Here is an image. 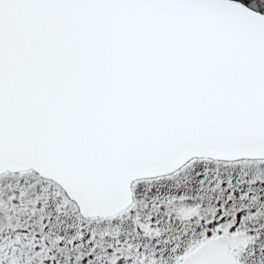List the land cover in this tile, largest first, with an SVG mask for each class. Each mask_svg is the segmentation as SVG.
<instances>
[{
    "label": "snow or ice",
    "instance_id": "6c2138e0",
    "mask_svg": "<svg viewBox=\"0 0 264 264\" xmlns=\"http://www.w3.org/2000/svg\"><path fill=\"white\" fill-rule=\"evenodd\" d=\"M0 264H264V0H0Z\"/></svg>",
    "mask_w": 264,
    "mask_h": 264
},
{
    "label": "trees",
    "instance_id": "16d2710c",
    "mask_svg": "<svg viewBox=\"0 0 264 264\" xmlns=\"http://www.w3.org/2000/svg\"><path fill=\"white\" fill-rule=\"evenodd\" d=\"M245 2H247V0H245Z\"/></svg>",
    "mask_w": 264,
    "mask_h": 264
}]
</instances>
